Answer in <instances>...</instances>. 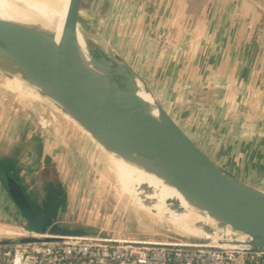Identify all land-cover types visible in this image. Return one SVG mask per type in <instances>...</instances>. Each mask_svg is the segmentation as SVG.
<instances>
[{"label": "water", "instance_id": "95a60500", "mask_svg": "<svg viewBox=\"0 0 264 264\" xmlns=\"http://www.w3.org/2000/svg\"><path fill=\"white\" fill-rule=\"evenodd\" d=\"M82 3L74 0L57 40L50 29L0 18V70L8 78L18 74L107 152L154 173L201 211L199 235L183 236L264 253V190L222 168L215 160L217 150L181 130L157 96L158 115H150L136 94L140 80L116 55L92 46L87 47L88 65L76 59L75 24ZM0 183L25 229L46 236L4 237L1 244L88 233L59 224L60 209L43 210L34 204L13 171L1 164ZM204 212L216 220L205 218Z\"/></svg>", "mask_w": 264, "mask_h": 264}, {"label": "rangeland", "instance_id": "374dc122", "mask_svg": "<svg viewBox=\"0 0 264 264\" xmlns=\"http://www.w3.org/2000/svg\"><path fill=\"white\" fill-rule=\"evenodd\" d=\"M33 1L35 0H12L13 3L25 6H33ZM37 2L40 6L46 7L49 14L46 20L41 19V23L50 29L54 28L61 0H37ZM143 2L150 3L149 0H83L81 11L77 15L76 27L85 39L87 47L98 46L108 54L116 55L131 69L134 68V73L140 80L139 83L147 88L153 97L159 98L164 107L168 109L169 116L181 130L185 133L191 130L198 142L206 140L212 148L216 149L217 143L224 140L225 131H227L224 125L216 122L221 106V102H217L219 95L216 91L210 93L209 89L199 86L195 89L194 103L190 105L188 101L189 99L191 101V93L194 89L182 87L178 90L174 87V83L170 84L168 79L161 82L156 80L152 68L155 69L158 60L160 53L158 39H163L162 33L155 25H148L146 35H140L139 39L137 34L129 29H134L135 24L133 23L140 13H145L149 19H155L156 15L152 9L142 8ZM27 12L34 14L31 10ZM26 23L42 27L38 21ZM144 39L151 41L146 43ZM169 59L173 60L172 56ZM170 60L168 58L165 60L167 61L166 66ZM135 67L138 70L141 69L142 74L136 71ZM158 78L162 80L164 76H158ZM35 92L23 82L18 83L16 78L6 77L0 70V127L5 122L8 123L9 119L12 122L17 120L19 125L28 123L32 128L47 133L53 139H56L55 137L60 139L66 154L70 157L68 168L65 171L71 177H66L63 189L73 193L70 195L73 199L71 209L67 207L69 196L63 203L62 199L58 200V197H62L63 194L57 188L51 190L50 195L48 193L44 195V199L52 198L53 201H57L58 206L63 205L58 213L59 224L86 232L102 229L104 233L110 235L119 234L128 237L146 235L157 237L167 232L190 237L199 235L203 214L195 207L190 206L189 208L188 226L191 230H188L187 225L179 222L173 213H167L161 219L158 215L132 204L128 196L121 192L120 181L110 165V153L53 102ZM208 105H214L213 108L216 110L210 109ZM191 106H197L196 120L206 113L205 116L208 117L206 121L189 119L188 113ZM208 111L209 115H207ZM245 124L242 123L243 132L252 131L249 123ZM4 126L7 127L6 124ZM6 152L7 149L0 142V157L7 156ZM34 194L28 193L32 202L36 198ZM49 207L51 208V205ZM24 223L11 199L1 187L0 225L5 226V231L8 230L11 233L13 228L18 230L24 226ZM191 232L194 233L188 234ZM4 237L7 236L0 235V239ZM8 237H15V235Z\"/></svg>", "mask_w": 264, "mask_h": 264}, {"label": "crops", "instance_id": "0c3cea01", "mask_svg": "<svg viewBox=\"0 0 264 264\" xmlns=\"http://www.w3.org/2000/svg\"><path fill=\"white\" fill-rule=\"evenodd\" d=\"M149 1L143 2L142 8L152 9L155 19L140 13L133 23L136 27L128 28L140 39L148 25L165 27L167 38L191 43L172 54L173 60L169 59L171 51L161 47L152 70L156 80L168 79L178 90L185 81H191L195 88L201 83L200 87L210 93L216 91L217 102H221L216 122L227 131L216 145L215 160L238 178L264 190V0ZM135 70L142 74L141 69ZM208 106L216 110L214 105ZM8 121L7 127H0V142L7 149V156L1 158L9 160L8 167L27 196L35 193L33 203L43 210L58 209L52 198L44 199L57 188L63 194L62 203L69 196L67 207L71 209L73 193L63 189L66 177H71L65 171L70 157L62 141L28 123ZM246 122L252 127L248 133L242 127ZM188 133L193 135L191 130ZM1 187L0 183V192ZM4 228L0 225L2 236Z\"/></svg>", "mask_w": 264, "mask_h": 264}, {"label": "built area", "instance_id": "2783aa9c", "mask_svg": "<svg viewBox=\"0 0 264 264\" xmlns=\"http://www.w3.org/2000/svg\"><path fill=\"white\" fill-rule=\"evenodd\" d=\"M157 29L162 33L163 38L158 39L159 50L161 47H166L171 51V56L177 50H183L191 45L189 40L171 41L166 37L165 27ZM149 41L151 40L147 39L145 42L150 43ZM200 85L201 83L198 87ZM182 87L194 89L191 93V101L190 99L188 101L191 105L194 103L193 97L197 88L191 81H185L180 86ZM197 110V106H191L189 119L206 121L208 118L205 116L206 113L202 118L197 116L196 120ZM18 231L20 234L15 237H46L33 234L24 226ZM51 237L53 238L50 240L0 243V264H264V253L246 252L227 244L192 242L183 235L170 232L157 237L153 235L128 237L119 234L110 235L101 229L81 235Z\"/></svg>", "mask_w": 264, "mask_h": 264}, {"label": "bare ground", "instance_id": "6f19581e", "mask_svg": "<svg viewBox=\"0 0 264 264\" xmlns=\"http://www.w3.org/2000/svg\"><path fill=\"white\" fill-rule=\"evenodd\" d=\"M73 3L74 0H61L59 7L57 9L55 27L52 29L44 26L41 23V19L42 21L46 20L49 14L47 13V8L40 6L37 0L32 2L33 6L20 5L15 2L13 3L12 0H0V18L19 21V22L38 21L41 24L42 28L50 29L53 32L55 39L57 40L60 37L61 31L63 30L64 21L67 12L71 8V5ZM28 10L33 11L34 14L33 13L30 14V12L28 13L27 12ZM36 14L39 16L40 20L38 19V16H36ZM75 29H76V40H77L75 57L77 60L82 61L88 65L89 55L87 52L85 39L79 33L76 24H75ZM10 78H16L18 83L23 82L22 79L18 76V74H12ZM31 87L32 90L38 93L36 87L34 86ZM8 88L10 89V87ZM136 94L143 100L145 104L144 107L147 110V112L153 117H157L158 109L154 102V98L141 86L139 81H136ZM109 153H110V159H109L110 165L120 181L119 186L121 188V192L122 194L128 196L132 204H136L143 210L158 215L161 219L167 213L169 214L173 213L174 215H176L179 222L186 224L187 229L191 230V227L188 226V223L190 222L189 208L191 205L173 186L163 181L160 177H158L154 173L137 165L136 163L121 158L116 154H114L113 152H109ZM204 217L205 218L208 217L212 220H216L205 212H204ZM224 225L230 227L228 224H224ZM9 228L10 227H8V229ZM192 233L194 232L188 234H192ZM19 234L20 232L14 228L12 229L11 233H9L8 230L4 232V236L7 237L11 235H19Z\"/></svg>", "mask_w": 264, "mask_h": 264}, {"label": "trees", "instance_id": "16d2710c", "mask_svg": "<svg viewBox=\"0 0 264 264\" xmlns=\"http://www.w3.org/2000/svg\"><path fill=\"white\" fill-rule=\"evenodd\" d=\"M0 164L4 167V168H6V169H8L9 167H8V164H9V160L8 159H6V158H1L0 157ZM59 199H62V197H58V200ZM52 200V199H51ZM52 202H54L55 204H56V200L55 201H53L52 200ZM59 203V202H58ZM50 204V203H49ZM56 206H58V204H56ZM44 208H46V209H48L49 207L48 206H46V207H44ZM58 209H59V206H58Z\"/></svg>", "mask_w": 264, "mask_h": 264}]
</instances>
